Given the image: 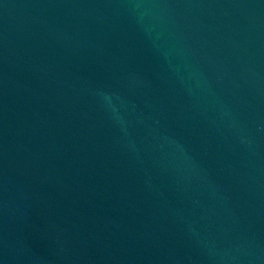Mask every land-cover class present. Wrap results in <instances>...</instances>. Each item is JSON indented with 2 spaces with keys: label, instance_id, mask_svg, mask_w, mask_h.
Wrapping results in <instances>:
<instances>
[{
  "label": "water",
  "instance_id": "1",
  "mask_svg": "<svg viewBox=\"0 0 264 264\" xmlns=\"http://www.w3.org/2000/svg\"><path fill=\"white\" fill-rule=\"evenodd\" d=\"M0 264H264V0H0Z\"/></svg>",
  "mask_w": 264,
  "mask_h": 264
}]
</instances>
